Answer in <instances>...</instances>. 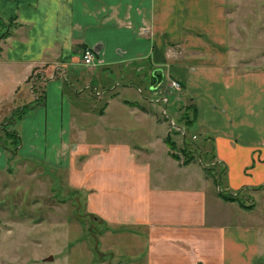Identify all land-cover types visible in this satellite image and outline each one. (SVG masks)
Segmentation results:
<instances>
[{"label":"crops","instance_id":"0c3cea01","mask_svg":"<svg viewBox=\"0 0 264 264\" xmlns=\"http://www.w3.org/2000/svg\"><path fill=\"white\" fill-rule=\"evenodd\" d=\"M0 19H12L0 21L8 29L0 37V130L15 129L9 116L25 109L15 154L65 170L69 185L85 190L87 211L103 224L99 233L133 235L117 244L115 264H264V212L223 200L198 158L173 157L169 128L137 138L126 123L145 118V106L113 101L114 93L99 102L116 87L113 74H126L122 88L130 90L143 70L151 93L177 80L198 132L212 138L221 187L264 193V64L237 56L224 0H0ZM83 47L94 65L81 61ZM100 70L103 88L90 85ZM89 120L98 132L116 122L127 139L90 152L94 144L81 139ZM161 120L151 127L162 128ZM182 130L183 123L175 147ZM6 157L0 143V169Z\"/></svg>","mask_w":264,"mask_h":264},{"label":"rangeland","instance_id":"374dc122","mask_svg":"<svg viewBox=\"0 0 264 264\" xmlns=\"http://www.w3.org/2000/svg\"><path fill=\"white\" fill-rule=\"evenodd\" d=\"M224 13L231 43L239 48L237 56L252 65L264 64V58H261L264 56V0H224ZM128 68L130 67L123 66L121 71ZM96 71L89 76L90 85L97 87L101 85L103 88L107 79H104L106 82L103 80L101 70ZM111 77L112 83L113 80L117 81L116 87L112 90L115 95L113 101L124 97L136 100L138 105L146 108L145 118H141L139 122L126 123L136 126L139 130L137 138L149 140L152 132L169 128V136L176 141L180 140L181 131L178 130L182 124L181 114L186 104L185 94L188 92L186 87L182 89L169 87L165 88L164 92L159 89L158 92L156 90L151 93L147 88V74L143 70L133 75L136 81L139 79L138 86H133L130 90L122 88V84L127 81L126 74H113ZM167 79L168 77L165 78ZM84 91H91V88L87 87ZM110 92L104 90L99 102L103 103L110 96ZM161 95H165L167 100L155 101ZM147 97L151 101H148ZM89 100L91 102L96 99L91 97ZM156 118L164 121L161 124L162 128L159 124L155 129L151 127V121H155ZM11 124L15 126L19 135V117ZM92 124V121H86L81 137L82 140L94 144L89 145L90 152L97 146L105 147L109 141L127 139L117 128L116 122L107 120L105 128L99 132L91 127ZM3 125L8 126V123ZM185 131L186 137H190L191 133L200 134L195 120L189 128H185ZM8 139L7 134L4 136L0 130V140L7 142ZM192 139L199 142L201 136L196 135ZM179 145L174 147L173 151L182 156L180 151L182 143L180 147ZM82 156L80 154L78 157ZM19 157L17 153L11 156L6 166L0 169V264H105L106 261L115 264L119 259L117 254L120 252L117 244L133 235L107 230L99 233L103 224L87 211L85 190L79 187L72 188L65 170L45 162L37 165L28 158L23 162L24 159ZM200 158L206 159L207 164L212 161L206 155H201ZM200 158L196 164L201 165L205 172ZM215 187L217 189L212 183L213 191ZM238 196L244 204L253 206V213L264 212V193L241 195L238 193ZM47 255H51V259H42Z\"/></svg>","mask_w":264,"mask_h":264},{"label":"trees","instance_id":"16d2710c","mask_svg":"<svg viewBox=\"0 0 264 264\" xmlns=\"http://www.w3.org/2000/svg\"><path fill=\"white\" fill-rule=\"evenodd\" d=\"M12 19H9L7 21L0 19L1 22H3L4 25H9L10 21ZM8 33V29L7 28H3L0 30V37L7 34ZM36 75V74H35ZM45 80V77H41ZM113 93H110V95H112ZM42 101V92H39V94L37 95V98L35 100V102H40ZM25 111V109H15L12 111V113L10 114L9 118L11 120H15L17 117H19L23 112ZM182 116V123L184 125L185 128H189V126L191 125L192 121L194 120V106L192 103L188 102L184 105L183 107V113L181 114ZM186 131H183V139H182V145L180 147V151L182 153V157L184 159V162L190 161L192 159L195 158H200L201 155H206L210 158L211 163L208 162V164L206 163V159H201V162L203 163V168L205 170V174L207 176H209L212 180V182L217 186L216 192L217 194L226 201H236L239 205H241L242 207H249L250 205H246L244 204L240 197L238 196V193H231L226 191L225 189H223L221 187V178L224 174V168H222L221 166H218L215 164V160H214V153H213V143H212V138L209 136H205L203 134H198V136H201V141H197L195 139H192V135L194 133H191L189 136L190 137H186L185 135ZM7 136H8V141L4 142V141H0L2 147L5 149L6 153H7V161L10 160L11 156H14L15 154V150H16V146L19 142V138H18V134L16 132L15 129H9L7 131ZM166 143L168 145V147L171 149L170 154L173 157H177L178 154L176 152H173L172 149H174L175 144L174 141L172 139H170V137H165ZM207 144V146H206ZM207 147V149H206Z\"/></svg>","mask_w":264,"mask_h":264},{"label":"built area","instance_id":"2783aa9c","mask_svg":"<svg viewBox=\"0 0 264 264\" xmlns=\"http://www.w3.org/2000/svg\"><path fill=\"white\" fill-rule=\"evenodd\" d=\"M80 58H81V61L84 63V64H89V65H94L95 64V61H94V58H93V54L91 52V50L87 47H83L80 51ZM169 85L171 87H174L175 89H179L180 88V84L177 80L173 79V78H169ZM97 92V90H96ZM162 99L166 101V97L165 96H162Z\"/></svg>","mask_w":264,"mask_h":264},{"label":"water","instance_id":"95a60500","mask_svg":"<svg viewBox=\"0 0 264 264\" xmlns=\"http://www.w3.org/2000/svg\"><path fill=\"white\" fill-rule=\"evenodd\" d=\"M42 259H44V260L51 259V255H47V256L43 257Z\"/></svg>","mask_w":264,"mask_h":264}]
</instances>
